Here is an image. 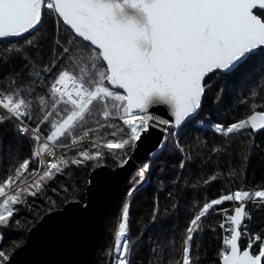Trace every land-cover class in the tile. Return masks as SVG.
Returning a JSON list of instances; mask_svg holds the SVG:
<instances>
[{
	"label": "snow or ice",
	"instance_id": "6c2138e0",
	"mask_svg": "<svg viewBox=\"0 0 264 264\" xmlns=\"http://www.w3.org/2000/svg\"><path fill=\"white\" fill-rule=\"evenodd\" d=\"M125 8L142 11L146 23ZM46 15L55 25L47 52L39 43L47 39L40 32ZM0 45V233H22L37 200L49 215L39 224L33 218L31 231L53 221L58 204L57 216L87 215L130 170L113 240L101 249L104 264H198L202 234L217 227L216 264H264V231L249 227V206L264 212V183L247 182L253 151L264 154L255 143L264 133V0H0ZM237 82L251 85L237 97L250 114L205 118L209 94L219 108ZM107 128L113 131L97 142ZM238 143L244 147L233 162ZM70 148L80 150L58 155ZM224 161L229 187L208 200L205 193L225 178ZM73 167L86 175L83 184L72 178L54 186ZM145 185L155 193L153 207L133 234L131 200ZM182 210L183 227L166 229L164 221ZM211 213L221 219L205 226ZM146 233L149 257L141 262ZM27 246L20 235L11 250L0 244V264H14Z\"/></svg>",
	"mask_w": 264,
	"mask_h": 264
},
{
	"label": "trees",
	"instance_id": "16d2710c",
	"mask_svg": "<svg viewBox=\"0 0 264 264\" xmlns=\"http://www.w3.org/2000/svg\"><path fill=\"white\" fill-rule=\"evenodd\" d=\"M54 27L55 25L53 24V21L51 18H49L47 15L45 16L44 23L40 26V32L42 37H46L47 39H43L39 41V43H43L44 46V51L47 52L50 43H51V38L54 35ZM59 35L61 37L66 36L67 33L64 32L63 28L60 29ZM6 45H0V56L4 54V48ZM79 48L83 49V45H79ZM85 59L87 58V52L84 53ZM79 59V53L73 56V60H78ZM251 85L242 83V82H237L234 85L231 86V88L228 90V92L225 95V101L224 103L219 106V108L215 105L213 102L212 94H209V98L205 103V112L204 116L207 118L209 114L211 115L212 118H214V121L218 120H223L225 122L234 120L236 118H239L241 114L247 113L250 114L249 109H246L243 105H240L237 97L245 94L248 90V88ZM259 110V109H257ZM99 111H102L101 106H97V109L94 110V116L98 114ZM90 119V123L92 118ZM113 131L111 128L107 129H101L99 132V135L94 136L93 138L97 141L100 142L101 144L103 141H105L108 138V133ZM195 135V133H190L188 139L191 140V136ZM206 138L209 140V142L214 141L216 138L212 135L211 132L207 133ZM255 143L259 144L261 146H264V133H258L255 137ZM244 145L238 143L235 150H234V155H233V162L236 160V154L239 153ZM80 149L79 148H70L66 152H60L58 149V155H64L67 158H71L74 156L76 152H78ZM107 151V150H104ZM179 157H177L178 159ZM224 163V168L222 171L225 174V178L221 179L217 183H215L214 186H212L207 193H205V198L210 200L212 198H215L221 188L227 189L229 187L228 180L230 178L227 177V161L222 162ZM6 171V165L3 163H0V178L3 177L4 173ZM158 174V168L153 170V177ZM72 178H79L81 181V184H83V180L86 178V175L83 172H76L75 168L73 167L72 169V177L70 178H61L58 179L55 182L54 186L59 187L60 185H63L66 182H71ZM247 182L249 186L252 185H259L261 183H264V154H261L259 150H254L253 154L251 156L250 162L248 164L247 168ZM153 183H155V179H153ZM127 187L126 185L123 187L120 198L116 204V206L119 208L121 205V200L125 196V189ZM167 187L160 189L159 192V198L161 202H163L164 197L167 195ZM49 195H52L51 192L49 191ZM155 196V193L153 191L152 185H145L144 188H142L138 193H136L135 197L131 200V232L133 234H137L138 230L140 229V223L146 219L149 215V213L152 210L153 207V198ZM55 199V196L52 197ZM191 198V193L188 194L187 199L185 200V203L189 202ZM204 200L202 199L200 203L202 204ZM226 207L228 205H225ZM35 207L38 209V211H33L30 216H28L27 220H22L21 221V228L23 229L22 233H15L12 231H7L0 233V244L4 246L5 249L11 250L10 245L13 242L17 241V236L20 235L23 237V239H26V233L27 231L33 226V218H35L36 222L46 213H48V208L46 207L45 204H40L39 200L36 201ZM62 206L60 204L57 205L56 209H60ZM117 207L113 210V213L110 214L108 213L105 216V219L108 218L111 220L112 223L111 225H107V232H108V237L104 239L103 243L98 246L95 252V256L93 259L92 264H104L103 256L101 249L105 247V245L111 243V233L109 231V227H111L112 231L114 229L115 223H116V218H117ZM111 208V207H110ZM56 209H53L56 210ZM249 211L252 212L253 214V219L250 221L249 227L252 231H263L264 229V212H257L254 210V206L250 205L249 206ZM185 212L182 210L179 214V216H173L169 217L164 221V227L171 231L174 227L177 228H182L184 223H185ZM221 217L215 213H211L204 219V225L207 226L209 224L216 226L218 225ZM150 233H146L145 236V245L140 249V252L138 253V260L141 262L147 261L149 257V249L147 246V235ZM220 230L217 227V232L213 234L211 231H205L201 238H200V258L198 261V264H216L217 260V251L220 247ZM244 241L242 240L241 243ZM175 258H179V253L175 254Z\"/></svg>",
	"mask_w": 264,
	"mask_h": 264
},
{
	"label": "water",
	"instance_id": "95a60500",
	"mask_svg": "<svg viewBox=\"0 0 264 264\" xmlns=\"http://www.w3.org/2000/svg\"><path fill=\"white\" fill-rule=\"evenodd\" d=\"M124 15L134 17L140 24L146 23L142 11L125 8ZM163 116L166 109L157 108ZM258 134V133H257ZM159 136L153 133L152 139ZM141 156L144 151L141 150ZM130 170L120 173L110 186L102 203H97L87 215L65 214L57 216L60 209L52 211L53 221L49 222L39 232L26 233L28 246L15 257L14 264H56L58 261H76L92 264L96 249L103 243V220L118 196L119 188L126 185ZM49 215V212L43 216ZM42 216V217H43ZM42 217L36 222L40 223Z\"/></svg>",
	"mask_w": 264,
	"mask_h": 264
},
{
	"label": "rangeland",
	"instance_id": "374dc122",
	"mask_svg": "<svg viewBox=\"0 0 264 264\" xmlns=\"http://www.w3.org/2000/svg\"><path fill=\"white\" fill-rule=\"evenodd\" d=\"M106 150V149H105ZM125 186V185H124ZM124 186H122V187H120L119 188V191H118V196H117V199H116V201L112 204V206H111V208L108 210V212H107V214L108 213H110V214H112L113 213V210L115 209V207H117L116 206V204H117V202H118V200H119V198H120V194H121V191H122V189H123V187ZM118 208V207H117ZM57 210V209H56ZM106 214V215H107ZM107 219H109V215H108V218H104V220H103V241H104V239H106L107 237H108V232H107V225H108V223H107ZM117 225H118V219L116 218V223H115V226H114V229H113V231H112V233H111V242H112V240H113V237H114V231H115V229L117 228ZM34 226V225H33ZM32 227V226H31ZM0 242H1V240H0ZM101 245V244H100Z\"/></svg>",
	"mask_w": 264,
	"mask_h": 264
},
{
	"label": "bare ground",
	"instance_id": "6f19581e",
	"mask_svg": "<svg viewBox=\"0 0 264 264\" xmlns=\"http://www.w3.org/2000/svg\"><path fill=\"white\" fill-rule=\"evenodd\" d=\"M48 159H49L48 157H45L46 162H47Z\"/></svg>",
	"mask_w": 264,
	"mask_h": 264
},
{
	"label": "built area",
	"instance_id": "2783aa9c",
	"mask_svg": "<svg viewBox=\"0 0 264 264\" xmlns=\"http://www.w3.org/2000/svg\"><path fill=\"white\" fill-rule=\"evenodd\" d=\"M250 224V223H249ZM263 231H264V229H263Z\"/></svg>",
	"mask_w": 264,
	"mask_h": 264
}]
</instances>
